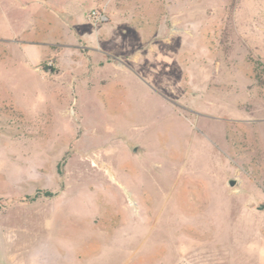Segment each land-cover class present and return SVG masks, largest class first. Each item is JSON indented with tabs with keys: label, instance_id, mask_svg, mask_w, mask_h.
<instances>
[{
	"label": "rangeland",
	"instance_id": "374dc122",
	"mask_svg": "<svg viewBox=\"0 0 264 264\" xmlns=\"http://www.w3.org/2000/svg\"><path fill=\"white\" fill-rule=\"evenodd\" d=\"M61 249L264 264V0H0V264Z\"/></svg>",
	"mask_w": 264,
	"mask_h": 264
},
{
	"label": "crops",
	"instance_id": "0c3cea01",
	"mask_svg": "<svg viewBox=\"0 0 264 264\" xmlns=\"http://www.w3.org/2000/svg\"><path fill=\"white\" fill-rule=\"evenodd\" d=\"M42 249V248H41ZM43 253H44V249H42ZM61 252H62V249H61ZM63 255H58L57 256V261L60 263V264H65L64 260H66V256L64 255V252H62ZM77 261H76V264H80V255L77 256Z\"/></svg>",
	"mask_w": 264,
	"mask_h": 264
},
{
	"label": "water",
	"instance_id": "95a60500",
	"mask_svg": "<svg viewBox=\"0 0 264 264\" xmlns=\"http://www.w3.org/2000/svg\"><path fill=\"white\" fill-rule=\"evenodd\" d=\"M135 150H136V149H135ZM229 184H230V185H234V184H235V180L231 179V180L229 181ZM261 208H263V205L261 206Z\"/></svg>",
	"mask_w": 264,
	"mask_h": 264
}]
</instances>
